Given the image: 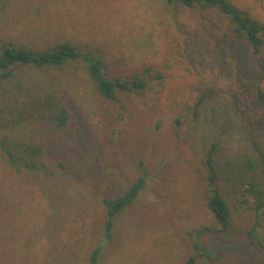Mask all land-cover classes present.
Segmentation results:
<instances>
[{
    "label": "rangeland",
    "instance_id": "rangeland-1",
    "mask_svg": "<svg viewBox=\"0 0 264 264\" xmlns=\"http://www.w3.org/2000/svg\"><path fill=\"white\" fill-rule=\"evenodd\" d=\"M232 1L264 21V0ZM221 22L165 0H0V43L44 48L70 41L99 49L110 77L148 82L111 100L81 63L27 69L66 86L72 120L62 131H36L48 169L18 172L0 149V264H92L100 245L94 264H188L202 252L195 243L216 251L196 264L224 263L237 251L247 254L242 264H264L262 246L218 242L204 232L219 227L207 205L205 165L216 143L232 229L255 227L264 244V211L257 216L253 197L227 174L232 160H254L256 145L264 150L256 87L264 90V51L251 56L243 42L219 48L211 24ZM28 132L17 127L19 139ZM141 167L147 185L116 216L106 240L102 200L121 195Z\"/></svg>",
    "mask_w": 264,
    "mask_h": 264
},
{
    "label": "trees",
    "instance_id": "trees-1",
    "mask_svg": "<svg viewBox=\"0 0 264 264\" xmlns=\"http://www.w3.org/2000/svg\"><path fill=\"white\" fill-rule=\"evenodd\" d=\"M176 9H199L205 15L213 14L222 18L218 26L212 25V42L219 48L231 43H245L251 56L259 57L264 51V21L235 4L232 0H165ZM210 25V27H211ZM81 63L89 77L96 83L98 92L107 99H115L119 92L145 90L148 82L135 77L124 79L110 77L108 67L99 49L83 48L70 41L58 42L39 48L16 42L0 43V149L8 165L14 170L36 173L48 169L45 161V142L36 135L42 126L65 130L72 120L68 105V91L60 81L37 80L27 69L43 72ZM258 65V63L256 64ZM258 100L264 106V90L258 84ZM26 125L29 131L24 138L17 137V127ZM29 129V130H28ZM34 132V134H33ZM257 146V157L242 162H229L227 174L239 182L242 194L253 197L257 216L264 211V150ZM209 194L207 205L219 224L218 228H205L213 234L214 241L231 242L235 239L250 241L264 248L255 227L238 232L232 229V212L228 200L219 186L217 144H213L205 160ZM147 171L141 167V175L121 195L105 197L102 202L107 212L105 239L112 236L116 216L133 204L147 185ZM231 240V241H230ZM195 246L202 252L191 256L188 264L205 263L216 254L199 243ZM103 245L94 249L91 262L96 263ZM240 251L228 252L224 263L242 264L247 258Z\"/></svg>",
    "mask_w": 264,
    "mask_h": 264
}]
</instances>
